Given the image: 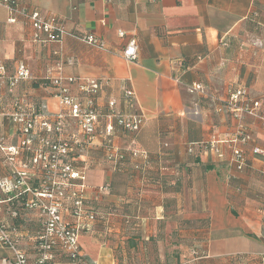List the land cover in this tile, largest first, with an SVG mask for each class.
<instances>
[{"label":"crops","instance_id":"0c3cea01","mask_svg":"<svg viewBox=\"0 0 264 264\" xmlns=\"http://www.w3.org/2000/svg\"><path fill=\"white\" fill-rule=\"evenodd\" d=\"M17 1L56 17L68 33L93 34L108 51L69 36L63 38L61 53L56 45L43 48L31 41L27 22L18 18L9 24L7 11L1 9L0 103L5 112L11 114L18 104L37 111L45 106L52 115L60 112L56 89L45 77L48 70L55 74L62 58L65 78L99 83L95 101L101 114L115 101L117 111L146 118L136 136L116 129V147H132L147 157L122 165L104 159L102 138L85 142L72 120L59 136L75 142L66 161L85 171L83 203L95 216L93 222L77 220L70 203L63 216L71 224H88L78 240L85 261L264 264V162L251 154L255 146L264 151V129L255 119L238 122L229 113L215 111L224 103L229 85L245 87L251 100L260 99L264 105V0ZM130 38L137 41L135 62L120 55ZM20 62L31 79L9 92L8 79ZM194 83L205 87V96L189 92ZM66 85L76 91L74 85ZM124 88L133 91L134 103L124 99ZM239 126L249 140L239 143L246 166L236 171L227 148L220 159L199 144L213 137L232 138ZM22 139L4 118L2 147ZM34 152L21 150L12 161L6 151L0 152V219L8 223L31 261L45 222L35 193L53 178L46 169H29ZM138 165L141 171H135ZM20 172L25 175L19 177ZM193 250L200 255L194 257ZM7 257L0 249V259ZM55 264L66 261L58 256Z\"/></svg>","mask_w":264,"mask_h":264},{"label":"built area","instance_id":"2783aa9c","mask_svg":"<svg viewBox=\"0 0 264 264\" xmlns=\"http://www.w3.org/2000/svg\"><path fill=\"white\" fill-rule=\"evenodd\" d=\"M1 9L7 11L9 24H15L18 18L27 22L31 30V41L43 48L56 45L57 53H61L63 38L69 36L100 51H108L106 44L93 34L68 33L56 17L43 15L35 8L29 10L21 7L17 0H0V11ZM118 36L124 37V32L119 31ZM126 42L120 55L127 62H135L138 57L137 41L130 38ZM255 45L262 47L260 42H256ZM63 63V59L60 58L56 64L55 74L48 70L45 77V80H48L56 89L55 97L60 108L57 114L47 113L45 106H41L40 111H37L34 107L19 104L15 105L14 112L8 114L0 103V124L6 118L16 127L17 133H20L23 138L20 141L21 147L29 145L34 139L38 141L29 169L35 172L36 169L43 168L46 169L49 177L53 176L49 183H43L40 190L35 193L42 207L45 221L37 237L35 258L31 261L19 248L17 238L13 236L8 223L0 219V249L8 253L7 258L0 259V264H55L58 256L63 257L66 264H89L81 255L78 245L79 233L82 228H87L88 224L85 226L79 223L71 224L63 218L65 212L70 210L68 208L70 203L72 215L77 220L95 221V216L87 212L83 203L87 187L85 171L75 168L66 161L73 149L71 144L75 142L69 143L59 139L69 120L75 122L77 131L85 142L92 143L97 137L102 138L104 159L114 165L123 162L126 155L132 160L137 157L147 158L145 152L132 147L121 151L112 141L116 129L136 136L146 123L144 115L138 112H119L116 110L115 101H110L107 112L101 114L95 101L100 90L99 83L93 79L65 78L61 73ZM2 71L3 67H0V72ZM3 75H0V83ZM30 79L31 74L26 65L23 62L18 63L14 75L8 79L9 92H12L20 82ZM65 83L74 85L76 91L73 93ZM189 92L200 96L206 95L205 87L199 83H194L189 88ZM123 97L127 102L134 103L132 90L124 88ZM225 98L224 103L216 107V113H229L238 122L249 117L259 121L264 129V105L260 99L251 100L245 87L227 86ZM239 127L232 138L227 135L222 139L213 137L207 143H203L204 150L212 152L220 159L225 157L223 150L227 148L231 156L230 164L236 171H241L246 166V157L239 143H246L249 140L246 130ZM57 135V139L54 138ZM42 149H47L46 154H43ZM2 150L8 153V161H12L21 151L11 146ZM191 151V148L188 149L189 153ZM251 154L260 156L264 162V151L260 147H253ZM24 167L28 168L26 165ZM24 175V172L18 174L19 177Z\"/></svg>","mask_w":264,"mask_h":264},{"label":"rangeland","instance_id":"374dc122","mask_svg":"<svg viewBox=\"0 0 264 264\" xmlns=\"http://www.w3.org/2000/svg\"><path fill=\"white\" fill-rule=\"evenodd\" d=\"M11 147H16V148H18V150H23V151H30V150L32 151L34 148H36V140L34 139L29 145H26L24 147H21V144L19 141V143L11 144ZM2 149H3L2 143L0 141V152H3ZM194 253H195V250H193L192 254H194Z\"/></svg>","mask_w":264,"mask_h":264},{"label":"trees","instance_id":"16d2710c","mask_svg":"<svg viewBox=\"0 0 264 264\" xmlns=\"http://www.w3.org/2000/svg\"><path fill=\"white\" fill-rule=\"evenodd\" d=\"M200 146H201V148L203 149V143L201 144H199ZM191 149H192V147H190ZM190 148H188V149H190ZM193 152V150L191 151V153ZM146 154V153H145ZM132 159H129V157H128V155H126L125 156V158H124V160H123V162H121L120 164L122 165L123 163H127V162H130ZM120 164H117V165H120ZM134 169H135V171H138V170H140L141 171V167L138 165V166H135L134 167ZM200 254H199V252H197L196 250H195V253L193 254V256L194 257H198ZM66 261V260H65Z\"/></svg>","mask_w":264,"mask_h":264}]
</instances>
